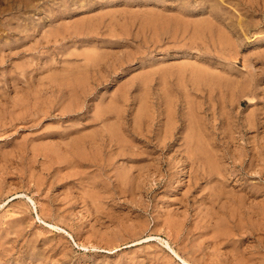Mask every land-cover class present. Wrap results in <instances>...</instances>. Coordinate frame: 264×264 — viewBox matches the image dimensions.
<instances>
[{
	"label": "rangeland",
	"instance_id": "obj_1",
	"mask_svg": "<svg viewBox=\"0 0 264 264\" xmlns=\"http://www.w3.org/2000/svg\"><path fill=\"white\" fill-rule=\"evenodd\" d=\"M109 1L0 5V264H264V0Z\"/></svg>",
	"mask_w": 264,
	"mask_h": 264
},
{
	"label": "bare ground",
	"instance_id": "obj_2",
	"mask_svg": "<svg viewBox=\"0 0 264 264\" xmlns=\"http://www.w3.org/2000/svg\"><path fill=\"white\" fill-rule=\"evenodd\" d=\"M25 1H26V0H25ZM49 1H50V0H49ZM63 1L65 2V0H63ZM108 1H109V0H108ZM123 1H124V0H123ZM153 1H154V0H153ZM157 1H158V0H157ZM181 1H182V0H181ZM16 2H17V0H0V5L3 4V3L15 4ZM64 2H62V3H64ZM67 2H68V1H67ZM109 2H110V1H109ZM109 2H108V3H109ZM158 2H159V1H158ZM203 2H204V1H203ZM211 2H213V1H211ZM238 2H239V1H238ZM19 3H20V2H19ZM21 3H22V1H21ZM23 3H24V2H23ZM31 3H32V2H31ZM45 3H46V2H45ZM124 3H125V2H124ZM133 3H134V2H133ZM148 3H149V2H148ZM180 3H181V2H180ZM206 3H207V1H206ZM9 4H4V5H9ZM16 4H17V3H16ZM51 4H52V2H51ZM157 4H158V3H157ZM161 4H162V3H161ZM199 4H200V3H199ZM25 5H27V2H26ZM25 5H24V6H25ZM149 5H150V4H149ZM223 5H224V4H223ZM229 5H232V4H229ZM234 5H236V4H234ZM240 5H241V4H240ZM35 6L39 7L38 5H35ZM40 6H41V5H40ZM48 6H49V5H48ZM52 6H53V4H52ZM80 6H81V5H80ZM82 6H83V4H82ZM150 6H151V5H150ZM150 6H149V8H150ZM153 6H154V5H153ZM176 6H177V5H176ZM198 6H199V5H198ZM7 7H9V6H7ZM17 7H20V6H17ZM124 7H125V6H123V8H124ZM127 7H128V5H127ZM143 7H144V6H143ZM143 7H142V9H143ZM151 7H152V6H151ZM156 7H157V6H156ZM178 7H180V6H178ZM210 7H211V6H210ZM224 7H225V6H224ZM42 8H43V7H42ZM182 8H183V7H182ZM205 8H207V7H205ZM228 8H229V7H228ZM0 9H1V8H0ZM2 9H3V6H2ZM19 9H20V8H19ZM33 9H34V6H33ZM124 9H125V8H124ZM127 9H128V8H127ZM127 9H125V10H127ZM129 9H132V8H129ZM129 9H128V10H129ZM155 9H156V8H155ZM155 9H153V10H155ZM177 9H178V8H177ZM180 9H181V7L179 8V10H180ZM184 9H185V8H184ZM186 9H187V8H186ZM186 9H185V10H186ZM198 9H199V7H198ZM223 9H225V8H223ZM237 9H238V8H237ZM5 10H6V9H5ZM9 10H10V9H9ZM30 10H31V9H30ZM30 10H28V12H30ZM43 10H44V9H43ZM153 10H152V11H153ZM158 10H159V9H158ZM181 10H183V9H181ZM188 10H191V9H188ZM206 10H207V9H206ZM225 10H226V9H225ZM232 10H233V8H232ZM2 11H3V10H2ZM11 11H12V10H11ZM13 11H14V10H13ZM122 11H123V10H122ZM144 11H145V10H144ZM150 11H151V10H149V13H150ZM155 11H156V10H155ZM191 11H192V10H191ZM191 11H190V12H191ZM212 11H213V10H212ZM241 11H242V10H241ZM0 12H1V11H0ZM28 12H27V14H28ZM141 12H142V11H141ZM145 12H146V11H145ZM158 12H159V11H158ZM160 12H161V11H160ZM162 12H163V11H162ZM162 12H161V13H162ZM175 12L178 13V10L175 11ZM180 12L183 13L182 11H180ZM213 12H214V11H213ZM213 12H212V14H213ZM236 12H237V11H236ZM10 13H11V12H10ZM15 13H16V12H15ZM19 13H20V12H19ZM22 13H24V12L22 11ZM115 13H116V12H115ZM128 13L130 14L129 11H128ZM138 13H139V11H138ZM151 13H152V12H151ZM153 13H154V12H153ZM181 13H179V15H180ZM192 13H193V12H192ZM207 13H208V12H207ZM224 13H225V11H224ZM1 14H2V13H1ZM121 14H122V13H121ZM126 14H127V13H126ZM158 14H159V13H158ZM164 14H165V13H164ZM164 14H163V15H164ZM174 14H175V13H174ZM184 14H185V13H184ZM187 14H188V13H187ZM187 14H186V16H188ZM209 14H210V13H209ZM237 14H238V13H237ZM3 15H4V14H3ZM7 15H8V14H7ZM9 15H10V14H9ZM20 15H21V13H20ZM22 15H23V14H22ZM30 15H31V14H30ZM113 15H114V14H113ZM119 15H120V13H119ZM124 15H125V14H124ZM131 15H132V14H131ZM136 15H137V14H136ZM148 15H149V14H148ZM155 15H156V14H155ZM163 15H162V17H163ZM167 15H169V14H167ZM172 15H173V14H172ZM172 15H170V16H172ZM213 15H214V14H213ZM213 15H211V16H213ZM216 15H218V14H216ZM224 15H227V13L224 14ZM238 15H239V14H238ZM241 15H242V14H240V16H241ZM14 16H15V15H14ZM16 16H17V15H16ZM117 16H118V12H117ZM141 16H142V15H141ZM157 16H158V15H157ZM164 16H166V15H164ZM170 16H169V17H170ZM176 16H177V15H176ZM186 16H185V17H186ZM192 16H193V15H192ZM214 16H215V15H214ZM214 16H213V17H214ZM219 16H220V15H219ZM240 16H239V17H240ZM4 17H8V16H4ZM10 17H11V16H10ZM21 17H22V16H21ZM98 17L100 18L101 16H98ZM104 17H105V16H104ZM124 17H125V16H124ZM130 17H131V16H130ZM143 17H144V16H143ZM146 17H147V16H146ZM167 17H168V16H167ZM174 17H175V16H174ZM179 17H181V16H179ZM189 17L191 18V16H189ZM189 17H188V18H189ZM0 18H1V17H0ZM34 18H35V17H34ZM134 18H135V17H134ZM150 18H151V17H150ZM158 18H159V17H157V19H158ZM160 18H161V17H160ZM171 18H172V17H171ZM216 18H217V17H216ZM218 18H219V17H218ZM224 18H225V17H224ZM229 18H230V17H229ZM233 18H234V16H233ZM248 18H249V17H248ZM6 19H7V18H6ZM43 19H44V18H43ZM48 19H49V18H48ZM141 19H142V18H141ZM148 19H149V18H148ZM153 19H155V18H153ZM207 19H208V18H207ZM207 19H206V20H207ZM209 19H210V18H209ZM209 19H208V20H209ZM212 19H213V21H215L214 18H212ZM222 19H223V18H222ZM250 19H251V18H250ZM1 20H2V19H1ZM14 20H15V19H14ZM16 20H17V19H16ZM24 20H25V19H24ZM114 20H115V19H114ZM116 20H117V19H116ZM116 20H115V22H116ZM150 20H152V19H150ZM177 20H179V18H178ZM216 20H217V19H216ZM223 20H224V19H223ZM252 20H253V19H252ZM21 21H22V19H21ZM43 21H44V20H43ZM104 21H105V20H104ZM158 21H159V19H158ZM162 21H163V20H162ZM179 21H180V20H179ZM190 21H191V20H190ZM199 21H201V20L199 19ZM199 21H197L198 24H199ZM220 21H221V20H220ZM225 21H227V20H225ZM239 21H240V20H239ZM1 22H2V21H1ZM3 22H5V21H3ZM7 22H8V20H7ZM10 22H11V21H10ZM41 22H42V21H41ZM48 22H49V21H48ZM119 22H120V21H119ZM130 22H131V21H130ZM130 22H129V23H130ZM133 22H134V21H133ZM195 22H196V21H195ZM216 22H217V21H216ZM236 22H238V20H237ZM13 23H14V22H13ZM16 23H17V22H16ZM19 23L21 24L20 20H19ZM49 23H50V22H49ZM126 23H128V22H126ZM136 23H137V22H136ZM188 23H189V22H188ZM9 24H11V23H8V25H9ZM20 24H19V25H20ZM40 24H41V23H40ZM47 24H48V23H47ZM47 24H46V25H47ZM114 24H115V23H114ZM121 24H123V22H122ZM131 24H132V23H131ZM151 24H152V23H151ZM155 24H157V23H155ZM172 24H173V23H172ZM183 24H184V23H183ZM217 24H218V26H219V23H217ZM222 24H223V23H220L221 26H220L219 28H221V29L218 28L219 30H222ZM239 24H240V23H239ZM12 25H13V24H12ZM14 25H15V24H14ZM14 25H13V26H14ZM23 25L25 26V24H23ZM28 25H29V24H28ZM48 25H49V24H48ZM117 25H118V23H117ZM127 25H128V24H127ZM127 25H125V26L127 27ZM189 25H190V24H189ZM227 25H228V23H227ZM229 25H230V24H229ZM253 25H254V24H253ZM9 26H10V25H9ZM50 26H51V25H50ZM231 26H233V25H231ZM10 27H11V26H10ZM41 27H42V26H41ZM47 27H48V26H47ZM111 27H112V26H111ZM111 27H110V28H111ZM134 27H135V26H134ZM136 27H137V25H136ZM138 27H139V25H138ZM142 27H143V26H142ZM169 27H171V26H169ZM209 27H210V26H209ZM212 27H214V26L212 25ZM224 27H225V26H224ZM229 27H230V26H229ZM241 27H242V26H241ZM254 27H255V26H254ZM259 27H260V26H259ZM22 28H23V27H22ZM27 28H28V27H27ZM30 28H31V27H30ZM49 28H50V27H49ZM129 28H130V27H129ZM189 28H190V27H189ZM230 28H231V27H230ZM232 28H233V27H232ZM257 28H258V27H257ZM5 29H6V27H5ZM24 29H25V28H24ZM24 29H23V30H24ZM37 29H38V28H37ZM39 29H41V28H39ZM51 29H52V28H51ZM153 29H154V28H153ZM218 29L216 28V30H218ZM223 29L226 31L227 28H226V29L223 28ZM247 29H249V28H247ZM255 29H256V28H255ZM262 29H263V28H262ZM26 30H27V29H26ZM42 30H43V29H42ZM49 30H50V29H49ZM111 30H112V29H111ZM114 30H115V29H114ZM120 30H121V29H120ZM146 30H147V29H146ZM156 30H157V29H156ZM163 30H164V29H163ZM167 30H169V29H167ZM196 30H197V29H196ZM214 30H215V29H214ZM227 30H228V29H227ZM233 30H234V29H233ZM250 30H251V29H250ZM252 30H253V29H252ZM29 31H30V30H29ZM50 31H51V30H50ZM53 31H54V30H53ZM58 31L60 32V30H58ZM118 31H119V30H118ZM118 31H117V32H118ZM127 31H128V29H126V32H127ZM150 31H151V30H150ZM161 31H162V30H161ZM176 31H177V30H176ZM225 31H224V33H225ZM230 31H231V30H230ZM235 31H236V30H235ZM259 31H260V30H259ZM23 32H24V31H23ZM48 32H49V31H48ZM55 32H56V30H55ZM128 32H129V31H128ZM128 32H127V33H128ZM177 32H178V31H177ZM195 32H196V31H195ZM208 32H209V31H208ZM218 32H219V31H218ZM218 32L216 33V35H218ZM222 32H223V31H222ZM227 32H228V34H230V36H231V33H229V30H228ZM237 32H238V31H237ZM30 33H31V32H30ZM51 33H52V31H51ZM56 33H57V32H56ZM247 33H248V32H247ZM258 33H259V32H258ZM260 33H261V32H260ZM25 34H26V36L28 35L26 32H25ZM52 34H53V33H52ZM61 34H62V33H61ZM113 34H114V33H113ZM162 34L164 35V33H162ZM165 34H167V33L165 32ZM172 34H173V33H172ZM192 34H193V33H192ZM204 34H205V33H204ZM206 34H207V33H206ZM238 34L240 35L239 32H238ZM184 35H185V34H184ZM220 35H222V33H220ZM220 35H219V36H220ZM244 35H246V34H244ZM260 35H261V34H260ZM179 36H180V35H179ZM181 36H182V35H181ZM225 36H226V35H225ZM235 36H237V35H235ZM240 36H241V35H240ZM122 37H123V36H122ZM167 37H168V36H167ZM173 37H175V36H173ZM197 37H198V36H197ZM199 37H200V35H199ZM222 37H223V38H222ZM222 37L220 38L221 45H222V43H223V41H224V36H222ZM242 37H243V36H242ZM242 37H241V38H242ZM249 37H250V36H249ZM253 37H254V36H253ZM253 37H252V38H253ZM260 37H261V36H260ZM157 38H158V37H157ZM179 38H180V37H179ZM179 38H178V40H179ZM192 38H193V37H192ZM211 38H212V36H211ZM215 38H216V36H215ZM218 38H219V37H218ZM228 38H231V37H228ZM228 38H227V39H228ZM233 38H234V37H233ZM241 38L239 37L238 39L241 40ZM255 38H256V37H255ZM261 38H262V37H261ZM164 39H165V38H164ZM168 39H169V38H168ZM184 39H185V38H184ZM212 39H213V38H212ZM231 39H232V38H231ZM235 39H236V38H235ZM263 39H264V38H263ZM165 40H166V39H165ZM176 40H177V39H176ZM176 40L173 39L172 41H175V42H176ZM198 40H200V39H198ZM214 40H215V39H214ZM252 40H253V39H252ZM116 41H117V40H116ZM184 41H185V40H184ZM191 41H192V40H191ZM193 41L195 42V40H193ZM216 41H217V40H216ZM233 41H234V39H233ZM118 42H119V39H118ZM152 42H153V41H152ZM179 42H180V41H179ZM182 42H183V40H182ZM197 42H198V41H196V43H197ZM204 42H206V41H204ZM212 42H213V41H212ZM218 42H219V41H218ZM225 42H227V40H226ZM229 42H231V41H229ZM240 42H241V41H240ZM252 42H253V41H252ZM165 43H166V42H165ZM167 43H168V42H167ZM169 43H170V42H169ZM184 43L187 44L188 42L186 43V41H185ZM189 43H190V42H189ZM192 43H193V42H192ZM196 43H195V44H196ZM213 43H214V42H213ZM231 43H232V42H231ZM231 43H230V44H231ZM237 43H238V42H237ZM242 43H243V39H242ZM161 44H162V43H161ZM193 44H194V43H193ZM197 44H198V43H197ZM200 44H201V43H200ZM205 44H206V43H205ZM208 44H209V43H207V45H208ZM224 44H226V43H224ZM224 44H223V46H224ZM240 44H241V43H240ZM215 45H216V43H215ZM219 45H220V44H219ZM221 45H220V46H221ZM226 45H227V44H226ZM233 45H236V44H233ZM238 45H239V43H238ZM142 46H143V45H142ZM187 46H188V44H187ZM187 46H186V47H187ZM210 46H211V45H210ZM213 46H214V44H213ZM217 46H218V45H217ZM183 47H184V45H183ZM198 47H199V44H198ZM236 47H237V46H236ZM130 48H131V47H130ZM203 48H204V47H203ZM211 48H212V47H211ZM211 48H210V50H211ZM220 48H221V47H220ZM228 48H229V47H228ZM230 48H232V47H230ZM147 49H148V48H147ZM214 49H215V48H214ZM222 49H223V48H222ZM224 49H225V47H224ZM234 49H235V46H234ZM218 50H219V48H218ZM229 50H230V49H229ZM229 50H225V51H224V50H221V51L219 50V51H220V52L224 51V53L227 51V53H228ZM214 51H215V50H214ZM219 51H217L216 53H219ZM231 51H232V49H231ZM231 51H230V52H231ZM237 51H238V49H237ZM85 52L87 53V51H85ZM144 52H145V51H143V53H144ZM211 52H212V50H211ZM86 53L83 52V55H84L85 57L88 56V54L85 55ZM208 53H209V51H208ZM212 53H213V52H212ZM227 53H226V54H223V52H222L223 55H227ZM233 53H235V51H234ZM236 53H237V52H236ZM238 53H239V51H238ZM83 55H82V56H83ZM91 55H92V54H89V56H91ZM211 55H212V54H211ZM229 55H230V54H228V56H229ZM236 55H238V54L231 55V56H234V57H235ZM246 55H247V54H246ZM248 55H249V54H248ZM89 56H88V57H89ZM215 56H216V55H215ZM221 56H222V55H221ZM249 56H250V55H249ZM85 57H83V58H85ZM132 57H133V56H132ZM218 57H219V56H218ZM226 57H227V56H226ZM234 57H233V58H234ZM245 57H246V56H245ZM92 58H95V57H92ZM92 58H90V59H92ZM214 58H215V57H214ZM243 58H244V57H243ZM246 58H247V57H246ZM221 59H222V58H221ZM223 59H224V58H223ZM226 59H228V57H227ZM248 59H249V58H248ZM83 60H84V59H83ZM92 60H93V59H92ZM96 60H97V58H96ZM244 60H245V59H244ZM203 61H204V60H203ZM216 61H217V60H216ZM227 61H228V60H227ZM230 61H231V60H230ZM230 61H229V62H230ZM246 61H247V59H246ZM246 61H244V63H246ZM84 62H87L86 58H85V61H84ZM188 62H189V61H187V62H185V63L187 64ZM190 62H191V61H190ZM190 62H189V63H190ZM195 62H196V61H195ZM195 62H192V63H190V64H194ZM197 62H198V61H197ZM205 62H207V61H205ZM205 62H204V63H205ZM219 62H220V61H219ZM221 62H222V61H221ZM247 62H248V61H247ZM87 63H88V62H87ZM89 63H90V62H89ZM97 63L99 64V61H98ZM97 63H95V64L97 65ZM185 63H184V65H186ZM207 63H208V62H207ZM207 63H206V64H207ZM211 63H212V62H211ZM225 63H227V62H225ZM83 64H84V63H83ZM83 64H82V65L79 64V66H80V67H81V66L83 67V66H84ZM181 64H182V63H181ZM181 64H180V65H181ZM197 64H200V62H198ZM197 64H195V65H197ZM219 64H221V63H219ZM219 64H217V65H219ZM232 64H233V62H232ZM92 65H93V63H92ZM187 65H188V64H187ZM201 65H202V64H200L199 66H201ZM209 65H211V64L209 63ZM74 66H75V65H74ZM77 66H78V65H77ZM85 66H86V65H85ZM87 66H90V65L87 64ZM93 66H94V65H93ZM170 66H171V65H170ZM189 66H190V65H189ZM205 66H206V65H205ZM212 66H213V65H212ZM172 67H173V66H172ZM182 67H183V66H182ZM187 67H188V66H187ZM187 67H186V68H187ZM191 67H193V66H191ZM191 67H190V68H191ZM203 67H204V65L202 66L201 70H199V71H200V74H201V75H202V74L205 75V73H207L206 75H208V72H209V75H212V77H213V74H212L213 72H212V71H211V72L209 71L210 69L208 68V66H207V68H208V72L205 71V70H207V68L203 71V70H202V69H204ZM210 67H211V66H210ZM69 68H70V67H69ZM75 68H76V67H73V69H75ZM174 68H175V67H174ZM179 68H180V67H179ZM186 68H185V70H187ZM190 68H188V69L190 70V71H189V70H188V71H189V72L193 71L194 74H195V70H196V69L194 70L193 68H191V69H192V70H191ZM199 68H200V67H199ZM211 69H212V68H211ZM69 70H70V69H69ZM168 70H170V69H168ZM212 70H213V69H212ZM70 71H71V70H70ZM76 71H78V69H77ZM177 71H178V70H177ZM180 71H181V69H180ZM182 71H183V70H182ZM213 71H214V70H213ZM225 71H226V70H225ZM196 72H198V68H197V71H196ZM202 72H204V73H202ZM180 73H181V72H180ZM182 73H183V72H182ZM191 73H192V72H191ZM228 73H230V72H228ZM198 74H199V72H198ZM198 74L196 73V75H198ZM224 74H226V76L228 75L227 73H224ZM189 75H190V74H189ZM201 75H200V76H201ZM215 75H216V74H215ZM219 75H220V74H219ZM221 75H222V73H221ZM233 75H234V74H233ZM233 75H232V77H233ZM82 76H83V75H82ZM148 76H149V75H148ZM226 76L223 75V79H224V77H226ZM145 77H146V76H145ZM194 77H195V75H194ZM194 77H192V78H194ZM207 77H211V76H207ZM214 77H215V79H217L216 76H214ZM214 77H213V78H214ZM220 77H221V76H220ZM220 77H218V78H220ZM234 77H235V75H234ZM84 78H85V77H84ZM143 78H144V77H143ZM149 78H150V77H149ZM198 78H199V77H198ZM203 78H204V77H203ZM221 78H222V77H221ZM236 78H237V77H235L234 79L237 80ZM77 79H78V78H77ZM86 79H87V77H86ZM199 79H202V78H199ZM223 79H222V82H223ZM225 79H226V78H225ZM225 79H224V80H225ZM231 79H233V78H231ZM231 79H230V80H231ZM239 79H240V78H239ZM243 79H244V78H243ZM209 80H210V79H209ZM227 80H229L228 77H227L226 81H227ZM244 80H245V79H244ZM201 81H202V80H201ZM213 81H214V80L212 79V82H213ZM215 81H217V83H218V80H215ZM215 81H214V82H215ZM220 81H221V80H220ZM220 81H219V82H220ZM233 81H234V80H232L231 82H233ZM241 81H242V79H241ZM146 82H147V81L145 80V83H146ZM209 82H210V81H209ZM239 82H240V81H239ZM239 82H238V83H239ZM75 83H77V82H75ZM141 83H142V82H141ZM215 83H216V82H215ZM247 83H248V82H247ZM247 83H246V84H247ZM251 83H252V82H251ZM211 84H212V83H211ZM213 84H214V83H213ZM221 84H223V83H221ZM226 84H228V82H227ZM229 84H232V83H229ZM252 84H253V83H252ZM252 84H250V85H252ZM71 85H72V83H71ZM81 85H82V84H81ZM214 85H215V84H214ZM237 85H238V84L236 83V86H237ZM250 85H249L248 88H250ZM230 86H231V85H230ZM234 86H235V85H234ZM247 86H248V85H247ZM254 86H255V85H254ZM231 87H232V86H231ZM228 88H229V85H228ZM223 89H224V88H223ZM235 89H237V88H235ZM252 89H253V88H252ZM246 90H247V89H246ZM68 91H69V90H68ZM221 91H222V90H221ZM248 91H249V89H248ZM250 91H251V90H250ZM254 91H255V90H254ZM254 91H251V92L253 93ZM69 92H70V91H69ZM234 92H235V91H234ZM234 92H233V93H234ZM70 93H71V92H70ZM244 94H245V92H244L243 94H241V96L244 95ZM247 94H248V93H247ZM69 95H70V94H69ZM73 95H74V94H73ZM254 95H255V93H254ZM70 96H71V95H70ZM74 96H75V95H74ZM239 96H240V95H239ZM223 97H225V96H223ZM233 97H234V96H233ZM239 98H240V97H239ZM242 98H243V97H242ZM115 99H117V98L115 97ZM244 99H245V98H244ZM117 100H118V99H117ZM228 100H229V99H228ZM117 102H118V101H117ZM114 103H115V102H114V100H113V104H114ZM118 103H119V102H118ZM226 105H228V104H226ZM116 107H117V106H116ZM101 109H102V108H101ZM119 109H120V108H119ZM139 109H141V107H140ZM112 110H113V109H112ZM112 110H111V111H112ZM147 110H148V109H147ZM96 112H97V111H96ZM104 112H105V111H104ZM112 112H113V111H112ZM114 112H116V111H114ZM108 113H110V112H108ZM143 113H144V111H143ZM145 113H146V112H145ZM101 114H103V113H101ZM115 114H116V113H115ZM104 115H105V114H104ZM104 115H103V116H104ZM108 115H109V114H108ZM120 115H122V114H120ZM136 115H137V114H136ZM146 115H147V114H146ZM95 116H96V115H95ZM100 116H101V115H100ZM100 116H99V117H100ZM106 116H107V115H106ZM109 116H110V115H109ZM111 116H112V113H111ZM115 116H116L115 118H117L119 115H118V116L115 115ZM140 116H141V115H140ZM169 116H170V115H169ZM169 116H168V119L170 118ZM171 116H172V115H171ZM104 117H105V116H104ZM112 117H113V116H112ZM112 117H111L110 119H112ZM119 117L121 118V116H119ZM119 117H118V118H119ZM142 117H143V116H141V118H142ZM96 118H98V117H96ZM107 118H109V117H107ZM107 118H105V120H106ZM113 118H114V117H113ZM115 118H114V119H115ZM120 118H119V119H120ZM136 118H137V117H136ZM252 118H253V117H252ZM252 118H251L250 116L248 117V119H251L249 122L252 121ZM98 119H100V118H98ZM110 119H109V120H110ZM114 119H113V122H115ZM171 119H172V118H171ZM109 120H108V121H109ZM116 120H118V119H116ZM118 121H119V120H118ZM118 121H116V122H117L116 124H118ZM135 121H136V123H137V120H135ZM172 121H173V120H172ZM101 122H102V121H101ZM120 122H121V121H120ZM167 122H169V121H167ZM109 123H110V122H109ZM109 123H108V124H109ZM111 123H112V122H111ZM169 123H171V122H169ZM190 123H191V122H190ZM194 123H195V122H194ZM106 124H107V122H106ZM112 124H114V125L112 126V128H111V126H110V128H111L110 130H113V127H114L115 129H118V128L116 127V124H115V123H112ZM166 124H167V123H166ZM187 124H189V123H187ZM118 125H119V124H118ZM118 125H117V126H118ZM121 125H122V124H121ZM121 125H120V126H121ZM169 126H170V125H169ZM108 127H109V126H108ZM108 127H106V129H108ZM186 127L189 128L188 126H186ZM120 128H121V127H120ZM187 128H186L183 132L187 131ZM115 129H114V130H115ZM173 130H174V129H173ZM103 131H104V130H103ZM106 131L109 132V130H106ZM118 131L120 132V129L117 130V132H118ZM110 132H112V131H110ZM117 132H115V133H117ZM187 132H188V131H187ZM106 133H107V132H106ZM113 133H114V132H113ZM113 133H111V134H113ZM120 133H121V132H120ZM188 133H189V132H188ZM68 134H70V133H68ZM183 134H184V133H183ZM70 135H71V134H70ZM75 135H76V134H75ZM75 135H74V136H75ZM91 135H94V134H91ZM120 135H121V134H120ZM120 135H119V136H120ZM197 135H198V132H197ZM62 136H63V138H64V135H62ZM72 136H73V134H72ZM72 136H71V137H72ZM87 136H90V135H87ZM113 136H114V135H113ZM117 136H118V135H117ZM166 136H167V135H166ZM65 137H66V136H65ZM186 137H187V136H186ZM195 137H196V136H195ZM197 137H199V136H197ZM89 138H90V137H89ZM122 138H123V137H122ZM124 138L126 139V137H124ZM159 138H160V137H159ZM169 138H170V137H169ZM169 138H168V139H169ZM199 138H200V137H199ZM64 139H66V138H64ZM72 139H73V138H72ZM80 139H81V138H80ZM95 139H96V138H95ZM95 139H94V140H95ZM165 139H166V137H165ZM182 139H183V138H182ZM187 139H188V137L186 138V140H187ZM194 139H196V138H194ZM62 140H63V139H62ZM81 140H82V139H81ZM86 140H87V139H86ZM96 140H97V139H96ZM111 140H112V139H111ZM174 140H175V139H174ZM196 140H197V139H196ZM114 141H115V140H114ZM200 141H201V140H200ZM203 141H204V139H203ZM194 142H195V141L193 140V143H194ZM201 142H202V141H201ZM67 143H68V142H67ZM74 143H75V142H74ZM112 143H113V142H112ZM124 143H129V141H128V142H124ZM205 143H206V142H205ZM68 144H69V143H68ZM197 144H198V141H197ZM197 144H196V145H197ZM66 145H67V144H66ZM124 145H128V144H124ZM124 145H121V143H120V146H124ZM183 145H186V143H184ZM183 145H181V147H182ZM201 145H202V144H201ZM204 145H205V144H204ZM131 146H132V145H130V147H131ZM205 146H206V145H205ZM124 147H125V146H124ZM128 147H129V146H128ZM130 147H129V148H130ZM138 147H139V146H138ZM186 147H187V146H186ZM188 147H189V146H188ZM118 148H119V147H118ZM189 148H190V147H189ZM205 148L207 149V150H205L206 152H207V151H210V149L208 150V147H207V146H206V147H203V150H204ZM123 149H124V148H123ZM123 149H122V150H123ZM139 149H140V148H139ZM182 149H185V148L183 147ZM193 149H194V148H193ZM198 149H199V148H198ZM201 149H202V148H201ZM69 150H70V149H69ZM125 150H126V149H125ZM129 150H131V149H129ZM137 150H138V148H137ZM140 150H141V149H140ZM142 150H143V149H142ZM194 150H195V149H194ZM144 151H145V150H144ZM189 151H190V150H189ZM121 152H122V151H121ZM131 152H132V151H131ZM136 152H137V151H136ZM141 152H142V151H141ZM186 152H188V150H187ZM200 152H202V151H200ZM203 152H204V151H203ZM211 152H212V151H210V152H208V153H209V154H212ZM213 152H215V151H213ZM126 153H127V152H126ZM137 153H138V152H137ZM137 153H136V154H137ZM145 153H146V152H145ZM193 153H197V152L194 151ZM193 153H191V154H193ZM124 154H125V152H124ZM131 154H132V153H131ZM142 154H143V153H142ZM189 155H190V154H189ZM197 155L199 156L200 154H197ZM202 155H203V153H202ZM202 155H201V156H202ZM124 156H125V155H124ZM126 156H127V154H126ZM134 156H135V155H134ZM138 156H139V155H138ZM194 156H196V155H194ZM201 156H200V157H201ZM213 156H214V155H213ZM142 157H143V156H142ZM196 157H197V156H196ZM202 157H203V156H202ZM206 157H209V156H206ZM206 157H205L204 159H206ZM211 157H212V155H211ZM74 158H75V157H74ZM130 158H131V156H130ZM132 158H133V157H132ZM138 158H141V157H138ZM194 158H195V157H194ZM194 158H193V159H194ZM197 158H198V157H197ZM136 159H137V158H136ZM146 159H147V158H146ZM191 159H192V158H191ZM193 159H192V160H193ZM213 159H214V158H213ZM195 160H196V158H195ZM214 160H215V159H214ZM195 162H196V161H195ZM203 162H204V161H203ZM215 165H216V164H215ZM199 166H200V164H199ZM212 166H213V165H212ZM212 166H211V167H212ZM216 166H217V165H216ZM218 166H219V164H218ZM149 168H150V167H149ZM209 168H210V167H209ZM217 168H219V167H217ZM221 168H222V167H221ZM193 169H194V168H193ZM152 170H153V169H152ZM210 170H211V169H210ZM212 170H214V169H212ZM212 170H211V173L214 172V171L212 172ZM219 170H220L221 172H223L220 168H219ZM157 172H158V171H157ZM154 173H155V172H154ZM198 173H199V172H198ZM211 173H210V172L208 173L209 176L211 175ZM223 173H224V172H223ZM214 174H215V172H214ZM217 174H218V173H217ZM218 175H221V173L218 174ZM223 175H224V174H223ZM223 175H222V176H223ZM199 176H200V175H199ZM204 176H205V175H204ZM216 176H217V175H216ZM223 177H224V176H223ZM205 178H206V177H205ZM210 178H212V177H210ZM214 178H215V176H214ZM199 179H200V178H199ZM216 179H217V177L215 178V180H216ZM218 179H219V177H218ZM220 179H221V177H220ZM222 180H223V179H222ZM210 181H211V180H210ZM213 181H214V180H213ZM218 181H219V180H218ZM220 181H221V180H220ZM215 182H216V181H214L213 184H215ZM221 182L223 183L224 181H221ZM199 183H200V182H199ZM224 183H225V182H224ZM213 184H212V185H213ZM218 184H219V183H217L216 185L218 186ZM214 186H215V185H214ZM217 186H216V187H217ZM218 187H220V186H218ZM221 188H222V187H221ZM223 188H224V187H223ZM218 189H219V188H218ZM207 196H208V194H207ZM207 196H206V197H207ZM93 197H94V196H93ZM207 198H208V197H207ZM30 199H31V198H30ZM214 206H215V205H214ZM49 224H50V223H49ZM169 225H170V224H169ZM175 226H176V225H175ZM172 227H173V226H172ZM172 229H173V228H172ZM213 231H214V230H213ZM169 245H170V244H169ZM173 250H174V249H173ZM174 251H175V250H174ZM175 252H176V251H175ZM176 253L178 254V252H176ZM178 255H179V254H178ZM179 256H180V255H179ZM183 260H185L186 262H188V263H190V264H194V263L188 261V260L185 259V258H183Z\"/></svg>",
	"mask_w": 264,
	"mask_h": 264
}]
</instances>
